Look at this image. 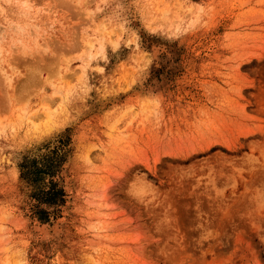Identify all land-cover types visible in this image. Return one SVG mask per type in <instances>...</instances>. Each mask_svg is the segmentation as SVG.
Instances as JSON below:
<instances>
[{
	"label": "rangeland",
	"instance_id": "obj_1",
	"mask_svg": "<svg viewBox=\"0 0 264 264\" xmlns=\"http://www.w3.org/2000/svg\"><path fill=\"white\" fill-rule=\"evenodd\" d=\"M0 264H264V0H0Z\"/></svg>",
	"mask_w": 264,
	"mask_h": 264
}]
</instances>
